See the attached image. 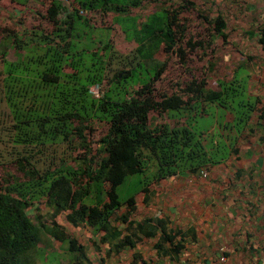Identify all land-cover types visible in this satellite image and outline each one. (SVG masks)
Masks as SVG:
<instances>
[{"label": "trees", "instance_id": "1", "mask_svg": "<svg viewBox=\"0 0 264 264\" xmlns=\"http://www.w3.org/2000/svg\"><path fill=\"white\" fill-rule=\"evenodd\" d=\"M3 1L0 264H19L42 243H66L71 264L89 263L70 233L80 229L95 237L90 244L104 259L131 250L160 225L131 219L139 196L148 204L150 184L206 174L264 122L251 59L237 51L246 89L235 68L211 76L224 46H239L229 40L235 29L228 18L195 0H151L160 4L130 28L114 13L144 10L149 0ZM159 12L164 20H151ZM258 32L264 53V28ZM128 176L143 185L120 200L116 188ZM162 243L161 236L158 255L165 254Z\"/></svg>", "mask_w": 264, "mask_h": 264}, {"label": "crops", "instance_id": "2", "mask_svg": "<svg viewBox=\"0 0 264 264\" xmlns=\"http://www.w3.org/2000/svg\"><path fill=\"white\" fill-rule=\"evenodd\" d=\"M196 4L228 18L229 27L240 31L238 38L257 43L258 31L264 28V0H199ZM244 57L257 60L249 52ZM260 60L259 66L252 64L249 74L252 90L264 107V57ZM254 71L257 76L252 78ZM241 142L236 153L208 169L205 177L184 173L157 187L150 184L148 204L139 196L131 219L140 223L154 218L160 224L157 234L142 236L131 250L99 263L138 264L133 258L138 255L144 264H264V122L240 146ZM161 236L164 255L154 248Z\"/></svg>", "mask_w": 264, "mask_h": 264}, {"label": "rangeland", "instance_id": "3", "mask_svg": "<svg viewBox=\"0 0 264 264\" xmlns=\"http://www.w3.org/2000/svg\"><path fill=\"white\" fill-rule=\"evenodd\" d=\"M116 2H123L126 3L129 0H114ZM196 3L199 0H195ZM203 1V0H202ZM206 1V0H205ZM174 0H168V3H173ZM4 4H7V1H3ZM160 3H154L151 2V0L148 1V4L146 8L143 10L141 8L140 11L136 10L133 13H128V14H116L114 13V18L115 21L119 24V26L122 27H132L133 26V20L138 21V20H144V18H148L150 16L149 14L152 13V8H156ZM197 5V4H196ZM199 7V6H197ZM202 7V5H201ZM200 7V8H201ZM205 7L209 8L208 6ZM196 8V7H195ZM12 6L10 5L8 7V10H11ZM113 9L110 8V10ZM109 10V11H110ZM116 14V15H115ZM158 18L161 21L164 20V14L162 13H157L155 14L151 20ZM132 23V24H130ZM239 30H236L235 32L231 33L232 37L229 38V40L237 41L238 46L237 49L233 50L231 48L228 49V44H226L224 47L225 49L221 51L217 57H216V71L213 73L214 75H211L213 78H219L222 77V75H229L231 72H233V68H235L237 65L242 64L245 62L242 58L245 59L244 55L249 52L250 55L253 57H256L257 55V60L254 61L253 63L260 64L261 60L260 57L263 56L264 54L260 50V47L256 44L253 43V39H240L238 36H236V33H239ZM246 47V49H245ZM242 49V50H241ZM255 49V50H254ZM229 50L230 55L227 53ZM237 51L241 52V57L238 55ZM252 52V53H251ZM233 54H237L236 56L238 57L235 60L232 57ZM231 56V57H230ZM234 56V57H236ZM231 59V60H230ZM250 72V69L249 71ZM233 74L235 75L236 78L244 81L243 84L245 86V89L248 87V73L246 68H241V66L237 67L234 69ZM252 78H255L257 76L256 71L253 72ZM247 81V82H246ZM220 118L214 117V120H219ZM201 126L199 125V128ZM143 185V182H139L138 178L136 176H128L124 180V182L116 188L118 198L120 200L125 199L129 194H132L136 192L137 190L139 191V188ZM67 230V229H66ZM68 231V230H67ZM70 233L85 247V257L88 259L89 263H86L85 261H82L81 264H101L99 263L101 259H104V251L101 249L100 251L95 250L92 245L90 244L91 240L95 239L94 236H91L90 232L88 230H77V231H70ZM44 241V240H43ZM97 246V245H96ZM67 249V244L64 243L63 245H60L58 243H51V245H44L43 243L38 245L35 249L23 253L19 256L18 262L19 264H71L70 255H67L65 252ZM74 255L71 256V259H73ZM107 259H104L103 261H106ZM98 262V263H97ZM106 264H115L113 263V260H110V262H106ZM120 264V263H119Z\"/></svg>", "mask_w": 264, "mask_h": 264}, {"label": "built area", "instance_id": "4", "mask_svg": "<svg viewBox=\"0 0 264 264\" xmlns=\"http://www.w3.org/2000/svg\"><path fill=\"white\" fill-rule=\"evenodd\" d=\"M89 93H90L94 98L98 97V94H99V89H98V87H97V86H93V87H91V88L89 89ZM200 175H201L202 177H205V176H206V174H205L204 172H201Z\"/></svg>", "mask_w": 264, "mask_h": 264}]
</instances>
